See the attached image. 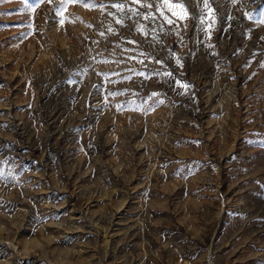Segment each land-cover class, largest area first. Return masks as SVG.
Returning <instances> with one entry per match:
<instances>
[{
	"label": "rangeland",
	"instance_id": "rangeland-1",
	"mask_svg": "<svg viewBox=\"0 0 264 264\" xmlns=\"http://www.w3.org/2000/svg\"><path fill=\"white\" fill-rule=\"evenodd\" d=\"M160 2L0 0V264H264V0Z\"/></svg>",
	"mask_w": 264,
	"mask_h": 264
},
{
	"label": "snow or ice",
	"instance_id": "snow-or-ice-1",
	"mask_svg": "<svg viewBox=\"0 0 264 264\" xmlns=\"http://www.w3.org/2000/svg\"><path fill=\"white\" fill-rule=\"evenodd\" d=\"M49 2L51 3V0H49ZM134 3H139L140 0H133ZM79 3H81L82 5L85 6H90V7H95L96 5L92 3V0H79ZM141 6H148L151 7V5H141ZM111 7L116 8L118 11L124 13L125 17L128 18V13L129 12H133V14H139V13H135L133 9L129 8L127 3H115L112 4ZM205 7H208V0H205ZM63 8V3L55 6L53 8V12L58 13L60 11V9ZM160 8H166L169 12L172 13L173 16H178L179 19H184L187 15L185 9H184V5L179 3V0H175V2H173V0H161L160 5L158 6V10H160ZM176 9H179L180 11L177 12ZM164 13L163 11H161V16H163ZM148 18V17H145ZM154 18V17H153ZM165 21L167 23H173V21L167 17H164ZM117 23H122V21L117 20ZM139 30V29H138ZM129 43H135L134 41H129ZM159 63V61H157ZM177 63L179 64V60H177ZM264 66V65H262ZM164 75L171 77L172 74L171 73H164ZM177 85L187 88L188 85L186 84H181V82L179 80L176 81ZM153 96H156V93L152 94Z\"/></svg>",
	"mask_w": 264,
	"mask_h": 264
},
{
	"label": "built area",
	"instance_id": "built-area-1",
	"mask_svg": "<svg viewBox=\"0 0 264 264\" xmlns=\"http://www.w3.org/2000/svg\"><path fill=\"white\" fill-rule=\"evenodd\" d=\"M128 7L132 9V7H131L130 5H128ZM134 16H135V15H133V12H129V13H128V18H129V17L133 18ZM120 17H121L122 19H127V18L125 17L124 13H122V12H120Z\"/></svg>",
	"mask_w": 264,
	"mask_h": 264
}]
</instances>
